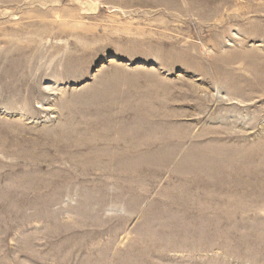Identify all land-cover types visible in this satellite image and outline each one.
<instances>
[{"label": "rangeland", "instance_id": "374dc122", "mask_svg": "<svg viewBox=\"0 0 264 264\" xmlns=\"http://www.w3.org/2000/svg\"><path fill=\"white\" fill-rule=\"evenodd\" d=\"M0 264H264V0H0Z\"/></svg>", "mask_w": 264, "mask_h": 264}]
</instances>
